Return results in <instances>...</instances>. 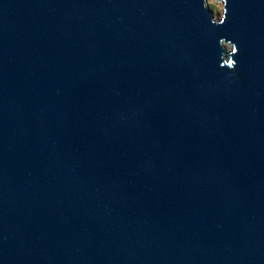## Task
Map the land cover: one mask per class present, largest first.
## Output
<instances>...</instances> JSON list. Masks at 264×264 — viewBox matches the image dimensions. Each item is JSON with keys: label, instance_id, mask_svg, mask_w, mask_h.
<instances>
[{"label": "water", "instance_id": "1", "mask_svg": "<svg viewBox=\"0 0 264 264\" xmlns=\"http://www.w3.org/2000/svg\"><path fill=\"white\" fill-rule=\"evenodd\" d=\"M0 0V264H264V0Z\"/></svg>", "mask_w": 264, "mask_h": 264}, {"label": "rangeland", "instance_id": "2", "mask_svg": "<svg viewBox=\"0 0 264 264\" xmlns=\"http://www.w3.org/2000/svg\"><path fill=\"white\" fill-rule=\"evenodd\" d=\"M207 4L209 8L212 10L215 18L222 16L224 10L222 1L208 0Z\"/></svg>", "mask_w": 264, "mask_h": 264}]
</instances>
